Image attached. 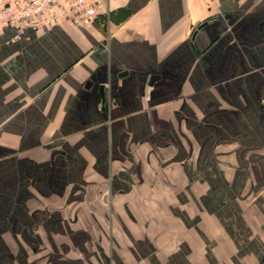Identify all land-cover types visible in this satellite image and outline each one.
I'll list each match as a JSON object with an SVG mask.
<instances>
[{
	"label": "crops",
	"instance_id": "0c3cea01",
	"mask_svg": "<svg viewBox=\"0 0 264 264\" xmlns=\"http://www.w3.org/2000/svg\"><path fill=\"white\" fill-rule=\"evenodd\" d=\"M107 7L0 34V264H264V0Z\"/></svg>",
	"mask_w": 264,
	"mask_h": 264
},
{
	"label": "built area",
	"instance_id": "2783aa9c",
	"mask_svg": "<svg viewBox=\"0 0 264 264\" xmlns=\"http://www.w3.org/2000/svg\"><path fill=\"white\" fill-rule=\"evenodd\" d=\"M108 0H0V34L8 28L21 37L29 29L58 22L84 27L106 9Z\"/></svg>",
	"mask_w": 264,
	"mask_h": 264
},
{
	"label": "water",
	"instance_id": "95a60500",
	"mask_svg": "<svg viewBox=\"0 0 264 264\" xmlns=\"http://www.w3.org/2000/svg\"><path fill=\"white\" fill-rule=\"evenodd\" d=\"M124 74H126V72H121L118 76L119 77H122ZM155 77H156L155 75L154 76H151V80L153 78H155ZM99 91H100V95L102 97V100H104V97H105V86H104V84H100Z\"/></svg>",
	"mask_w": 264,
	"mask_h": 264
},
{
	"label": "rangeland",
	"instance_id": "374dc122",
	"mask_svg": "<svg viewBox=\"0 0 264 264\" xmlns=\"http://www.w3.org/2000/svg\"><path fill=\"white\" fill-rule=\"evenodd\" d=\"M108 3V2H107ZM106 8H108L107 6H106Z\"/></svg>",
	"mask_w": 264,
	"mask_h": 264
}]
</instances>
